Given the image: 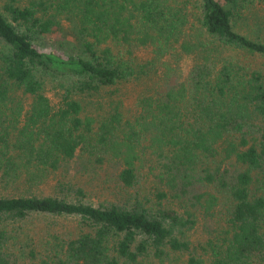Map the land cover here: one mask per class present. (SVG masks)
Instances as JSON below:
<instances>
[{
    "label": "trees",
    "instance_id": "1",
    "mask_svg": "<svg viewBox=\"0 0 264 264\" xmlns=\"http://www.w3.org/2000/svg\"><path fill=\"white\" fill-rule=\"evenodd\" d=\"M0 264H264V0H0Z\"/></svg>",
    "mask_w": 264,
    "mask_h": 264
},
{
    "label": "rangeland",
    "instance_id": "2",
    "mask_svg": "<svg viewBox=\"0 0 264 264\" xmlns=\"http://www.w3.org/2000/svg\"><path fill=\"white\" fill-rule=\"evenodd\" d=\"M61 32V31H60ZM54 35V34H53ZM55 37H59L57 33ZM140 54L145 55L147 52L145 50L140 51ZM192 64V59L190 57H183L182 59V66L188 68ZM148 82V83H147ZM152 86V79L149 81H142L137 83H122L112 87H109L104 94V105L107 107L111 102L118 101L127 116H131L135 113L136 109V100L143 88ZM109 103V104H108ZM52 182H46L41 186L42 191L44 190L46 193H52ZM86 187L88 188V192L91 194L93 199H103L108 198L110 193L108 191L102 190L101 186L97 184V180H91L85 183ZM50 222H56L60 227L61 226H72L74 225V220L70 218H60V217H48ZM45 220L47 219H40L36 218L35 222L38 225H43Z\"/></svg>",
    "mask_w": 264,
    "mask_h": 264
}]
</instances>
